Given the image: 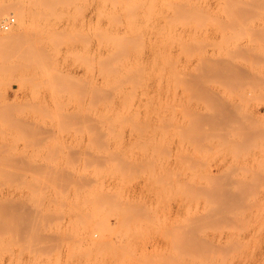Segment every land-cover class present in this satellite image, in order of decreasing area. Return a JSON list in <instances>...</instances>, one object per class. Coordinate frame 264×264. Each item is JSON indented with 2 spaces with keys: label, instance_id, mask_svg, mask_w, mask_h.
Listing matches in <instances>:
<instances>
[{
  "label": "rangeland",
  "instance_id": "1",
  "mask_svg": "<svg viewBox=\"0 0 264 264\" xmlns=\"http://www.w3.org/2000/svg\"><path fill=\"white\" fill-rule=\"evenodd\" d=\"M20 5L59 29L38 70ZM9 17L0 264H264V0H0Z\"/></svg>",
  "mask_w": 264,
  "mask_h": 264
},
{
  "label": "bare ground",
  "instance_id": "2",
  "mask_svg": "<svg viewBox=\"0 0 264 264\" xmlns=\"http://www.w3.org/2000/svg\"><path fill=\"white\" fill-rule=\"evenodd\" d=\"M21 8V9H20ZM19 10H21L20 11V13H17V17H18V19H19V21H18V25L17 26H19V30H18V33H16V34H14V33H12L13 34V36H11V38L12 37H17V43L19 44H21V45H23V47L25 48H21V49H18V51L20 50V51H22V50H24L22 53H21V55L24 57V59L26 60V61H30V63L32 64V66H35V64H33V62H34V60H35V58L36 57H40L41 58V60H36V61H38V62H36L37 63V65L38 64H40L39 63V61H42V59L43 58H45L46 59V61L48 60V56H46L48 53L47 52H44L43 53V51H47V49L45 48V47H47V41H49V39H48V36L49 35H52V33H58V30L59 29H57L56 30V27L55 28H52V26H51V28H50V25H52V24H50L49 22L50 21H46L47 20V17L45 16L44 18H43V16H44V14L43 13H41V15H42V17L40 16V14H38L37 15V18L39 17V19H37V18H35L31 13H30V11L28 12L27 11V9H24L23 8V6H21L20 5V7H19V9H18V11ZM17 11V12H18ZM47 15V14H46ZM48 16V15H47ZM41 18H42V20H41ZM37 19V20H36ZM38 21V23H34V22H37ZM31 23L33 24L32 26H31ZM50 25H49V24ZM54 27V26H53ZM17 29H18V27H17ZM9 30V29H8ZM8 30H5V31H7V33L9 32ZM17 31V30H16ZM50 32H52L51 34H50ZM6 33V32H5ZM17 34H19V35H17ZM11 35V34H10ZM17 35V36H16ZM6 37L8 38V39H6ZM20 37V38H19ZM3 38H5L4 40H10L11 38H9L8 36H7V34H6V36L5 37H0V39H1V41H3L2 39ZM49 38H50V36H49ZM14 39V38H13ZM20 39V40H19ZM49 43V42H48ZM19 47H22V46H20L19 45ZM49 48V47H48ZM46 49V50H45ZM46 54V55H45ZM45 55V56H44ZM44 56V57H43ZM35 57V58H34ZM55 57H57V56H55ZM33 58H34V60H33ZM37 59V58H36ZM39 59V58H38ZM45 59H43L44 61H45ZM44 62L43 64L44 65H42V62H41V67L43 68V67H46L45 65H48V64H46V63H48V62ZM34 62V63H35ZM31 65H28L26 68H29ZM40 67V68H41ZM32 68V67H31ZM30 68V69H31ZM34 68V67H33ZM33 68H32V70H33ZM36 69L38 70L39 69V65H38V67H36ZM35 70V69H34ZM33 70V71H34ZM36 70V71H37ZM96 223V222H95ZM92 224H94V222L92 221ZM97 224V223H96ZM102 226V225H101ZM93 227H96L95 225L93 226ZM102 227H104V226H102ZM101 229V228H100ZM104 229H106V228H104ZM104 229H102L101 231H103ZM107 230V229H106ZM104 232L105 231H103V234H104ZM107 232V231H106ZM105 232V233H106Z\"/></svg>",
  "mask_w": 264,
  "mask_h": 264
},
{
  "label": "built area",
  "instance_id": "3",
  "mask_svg": "<svg viewBox=\"0 0 264 264\" xmlns=\"http://www.w3.org/2000/svg\"><path fill=\"white\" fill-rule=\"evenodd\" d=\"M14 18L9 17L5 21L0 22V30L5 31L8 30L15 22Z\"/></svg>",
  "mask_w": 264,
  "mask_h": 264
}]
</instances>
